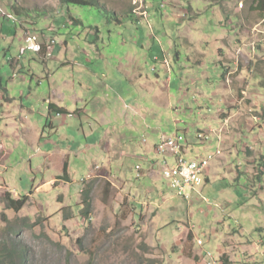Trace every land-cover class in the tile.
<instances>
[{"label":"rangeland","instance_id":"obj_1","mask_svg":"<svg viewBox=\"0 0 264 264\" xmlns=\"http://www.w3.org/2000/svg\"><path fill=\"white\" fill-rule=\"evenodd\" d=\"M85 1L108 13L16 0L18 15L0 0V94L2 83L12 100L0 109V237L23 240L28 264H264V12L254 0ZM27 32L54 40L50 57L23 52ZM241 52L252 62L237 69ZM50 102L69 114L39 145ZM172 136L186 158L212 157L192 200L162 176L155 146Z\"/></svg>","mask_w":264,"mask_h":264},{"label":"built area","instance_id":"obj_2","mask_svg":"<svg viewBox=\"0 0 264 264\" xmlns=\"http://www.w3.org/2000/svg\"><path fill=\"white\" fill-rule=\"evenodd\" d=\"M146 0L141 1V7L145 11ZM142 16L145 12H141ZM49 44H54V40H49ZM25 43L27 45L25 51L32 53H40L43 50L42 36L35 33L28 32L25 36ZM50 57L51 54L49 53ZM1 115V114H0ZM157 152L164 156L161 161L160 168L162 176L167 180L169 186L176 192V195L190 200L194 192L205 183V177L209 170V164L212 157L191 160L186 158L183 153L184 147L175 137H169L157 146ZM220 154V151H218ZM167 155L172 157L173 163L167 158ZM137 178L143 176V167L138 165L136 167Z\"/></svg>","mask_w":264,"mask_h":264},{"label":"trees","instance_id":"obj_3","mask_svg":"<svg viewBox=\"0 0 264 264\" xmlns=\"http://www.w3.org/2000/svg\"><path fill=\"white\" fill-rule=\"evenodd\" d=\"M12 1V9L20 15L21 13H27V11H24L16 2V0H11ZM62 6L64 3L67 4H77V5H89V6H95L100 9H103L106 13L108 11L104 9L103 7L97 5H94L92 2H88L85 0H60ZM213 2L219 3V0H213ZM254 3L257 4L256 10L264 12V0H254ZM261 63L256 64V68L260 67ZM49 110L51 112H55L57 114H61L64 111L61 109H56L54 105L49 106ZM264 112V108H263ZM159 145V144H158ZM156 145V147L158 146ZM258 167L260 169L264 170V156H262L259 161H258ZM263 170L259 171V176H263L264 172ZM144 172V169H143ZM144 174V173H143ZM68 167L67 165L65 166V176L60 177L59 179H67L68 178ZM84 194V200H83V210H82V215L85 218H90V208H91V197H90V192L85 191L83 192ZM7 209L13 210L15 212H20L22 208H24L26 201L19 200L16 201L15 199H12L10 195H7ZM5 221V217H3ZM8 230V228H6ZM12 232L10 231L7 234V237L3 240L0 237V264H28L29 262V252H28V246L23 242V240H20L18 236L16 237H11ZM21 238V237H20Z\"/></svg>","mask_w":264,"mask_h":264},{"label":"crops","instance_id":"obj_4","mask_svg":"<svg viewBox=\"0 0 264 264\" xmlns=\"http://www.w3.org/2000/svg\"><path fill=\"white\" fill-rule=\"evenodd\" d=\"M241 21V20H240ZM242 24H243V22H242ZM52 31V30H51ZM45 37V36H44ZM44 43H46V40L44 41ZM49 49H47V51H48ZM250 50V49H249ZM45 51V50H44ZM43 54H46V52L45 53H43ZM237 55V54H236ZM235 55V59H234V64L236 65V67H237V69H238V60L239 59H245V60H247L246 58L247 57H249V66H251V62H252V60H251V53L249 52L248 54H244L243 52H241V56L242 57H237V56H240V55H237L236 56ZM222 56V55H221ZM223 57H225L224 55H223ZM12 64V69H14V66H15V64L14 63H11ZM228 68V67H227ZM235 71H230V72H228V76H230L231 74H233ZM228 79V78H227ZM1 82H2V80H1ZM1 87H2V91L3 92H5V94L4 93H1L0 94V109H1V111L4 113V110H3V102H11L12 100L7 96V93H8V90H7V88H4L3 87V85H2V83H1ZM51 98L52 99H59L58 98V95H57V93L56 92H52L51 93ZM121 99H123V97H121ZM50 105H54L55 107H56V109H61L57 104H55L54 102H50ZM62 110V109H61ZM64 112L63 113H66V114H69L68 113V111L67 110H63ZM47 113V112H46ZM55 114H57V113H55V112H51L50 110H49V108H48V114L46 115L45 114V116H44V118L45 117H47V121H50V123L48 122L47 123V125H46V128L43 130V132H42V134H41V137L38 139V144L40 145V143H41V140H43L44 139V135H45V133H46V129L47 128H49V129H58V124H56V122H55V117H56V115ZM12 115H11V111H9V112H7V114H6V117H8V118H10ZM227 121V120H226ZM0 122H1V120H0ZM0 127H1V124H0ZM0 133H1V130H0ZM28 133H30L29 131H27V135H26V132L24 131V132H22V137H24L25 138V136H26V140L29 142L30 140H31V137H30V135L28 134ZM172 137H175V138H177V140H179V142L181 141L178 137H176V136H172ZM163 141H165V139L163 140ZM163 141H161V142H163ZM160 142V143H161ZM181 143V142H180ZM159 143H156V145H158ZM182 144V143H181ZM156 147V146H155ZM184 147V146H183ZM4 149H6V147H5V144L2 142V143H0V159H1V157L2 156H5V154L2 152ZM3 153V154H2ZM183 153L186 155V153H188V149H186L185 147H184V151H183ZM70 156V155H69ZM69 156L67 157L66 156V160H65V166L67 165V167H68V164H69V162H70V159H68L69 158ZM146 162H148V169H153L154 168V166L156 167V165H157V162L156 161H154V160H150V161H146ZM150 163V164H149ZM4 164H5V160H4ZM160 166V165H159ZM0 168H4V167H0ZM2 180H4L3 179V177H2ZM5 181V180H4ZM6 182V181H5ZM11 193H12V191H11ZM16 195V193L15 192H13V195ZM190 236H191V238H192V233L190 234Z\"/></svg>","mask_w":264,"mask_h":264},{"label":"clouds","instance_id":"obj_5","mask_svg":"<svg viewBox=\"0 0 264 264\" xmlns=\"http://www.w3.org/2000/svg\"><path fill=\"white\" fill-rule=\"evenodd\" d=\"M243 5V4H242ZM243 7H244V5H243ZM54 31V30H53ZM28 33V32H27ZM26 33V34H27ZM39 35H41L42 36V40H43V50H44V47H45V43H44V41L46 40V44H47V46H49L50 44H49V40H53V39H50V38H46V37H44V35L43 34H39ZM53 46V45H52ZM51 46V47H52ZM51 47L49 48V50L46 52V54L45 55H47L50 51H51ZM42 50V52H40V53H38V54H42L44 51ZM58 115V114H57ZM192 200V199H191Z\"/></svg>","mask_w":264,"mask_h":264},{"label":"bare ground","instance_id":"obj_6","mask_svg":"<svg viewBox=\"0 0 264 264\" xmlns=\"http://www.w3.org/2000/svg\"><path fill=\"white\" fill-rule=\"evenodd\" d=\"M135 1H136V0H135ZM141 1H142V0H140V2H139L140 4H141ZM0 114H1V112H0Z\"/></svg>","mask_w":264,"mask_h":264}]
</instances>
